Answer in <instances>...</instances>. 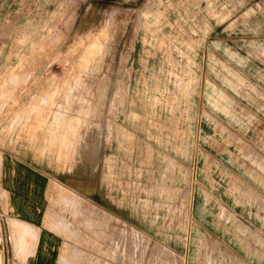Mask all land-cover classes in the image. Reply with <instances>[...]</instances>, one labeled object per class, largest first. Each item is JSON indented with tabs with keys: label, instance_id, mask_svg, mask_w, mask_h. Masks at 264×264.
Instances as JSON below:
<instances>
[{
	"label": "rangeland",
	"instance_id": "374dc122",
	"mask_svg": "<svg viewBox=\"0 0 264 264\" xmlns=\"http://www.w3.org/2000/svg\"><path fill=\"white\" fill-rule=\"evenodd\" d=\"M212 64L253 90L234 98L244 124L217 114ZM82 136L91 200L54 181ZM17 143L52 178L57 264H191L195 223L193 264L264 259V0H0V148ZM206 160L237 202L199 183ZM199 184L220 203L203 218Z\"/></svg>",
	"mask_w": 264,
	"mask_h": 264
},
{
	"label": "crops",
	"instance_id": "0c3cea01",
	"mask_svg": "<svg viewBox=\"0 0 264 264\" xmlns=\"http://www.w3.org/2000/svg\"><path fill=\"white\" fill-rule=\"evenodd\" d=\"M242 62L245 67L246 61L243 59ZM208 72L220 82L221 86L218 87L211 80L216 89L225 91L228 101L226 111L219 110L220 113L217 114L222 115L230 123L243 122L239 119L240 113L233 108L234 98L247 101L253 90L247 89L244 81L235 80L233 74L236 73L230 74L231 71L224 65L212 64ZM17 145L19 147L9 144L7 148H0V264H57L61 242L47 227L48 216L45 217L46 194L52 181L51 175L26 157L27 151L21 146L22 144L17 143ZM99 156L100 148L98 146L91 148L89 142L82 136L72 156L71 164L65 171L58 172L54 181L85 199H93L98 193L96 180ZM204 163L201 167L202 178L199 183L210 180V189L221 196L228 195L233 202H237L231 190L241 193L245 191V186L238 181V184H234L233 188L231 186L230 190V179L236 178L232 174L227 175L226 172L221 171L222 176H219L220 180L217 181L208 175L209 169L214 170L215 167H211L212 164L208 160ZM196 187L198 188H196L194 214H197L198 218H203L207 205L219 209V201L212 198L201 184ZM2 204L5 205V209ZM196 229L200 228L195 223L191 235L193 253L191 264L202 242ZM240 242L242 244V241ZM257 250L262 252L260 247H257ZM252 259L250 264H264V259L261 260L259 256Z\"/></svg>",
	"mask_w": 264,
	"mask_h": 264
},
{
	"label": "bare ground",
	"instance_id": "6f19581e",
	"mask_svg": "<svg viewBox=\"0 0 264 264\" xmlns=\"http://www.w3.org/2000/svg\"><path fill=\"white\" fill-rule=\"evenodd\" d=\"M31 231V230H30ZM36 234V233H35ZM124 238V237H123ZM23 246V245H22ZM151 251L153 252V249H151ZM157 253V252H156ZM156 253H154V254H156ZM165 255V254H164ZM162 256V255H161ZM160 256V257H161ZM163 257V256H162ZM162 257H161V259H162ZM130 258V257H129ZM157 258H159V256L157 257ZM166 258H168V255H167V257ZM164 259V258H163ZM153 260V259H152ZM155 260V259H154ZM159 262H160V260H159ZM163 262V261H162Z\"/></svg>",
	"mask_w": 264,
	"mask_h": 264
}]
</instances>
